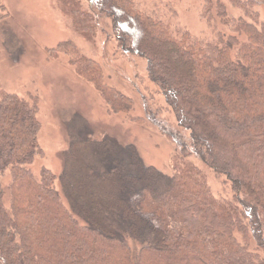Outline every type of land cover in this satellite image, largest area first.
<instances>
[{
    "label": "trees",
    "instance_id": "16d2710c",
    "mask_svg": "<svg viewBox=\"0 0 264 264\" xmlns=\"http://www.w3.org/2000/svg\"><path fill=\"white\" fill-rule=\"evenodd\" d=\"M228 2L244 17L229 18L224 4L207 0L204 17L214 10L233 33L212 40L172 32L130 0H88L87 10L71 6L70 15L86 38L97 17L111 20L118 49L145 61L193 154L224 177L232 203L216 199L181 158L168 175L133 145L104 137L71 140L63 153L66 207L55 176L29 169L43 155L36 101L1 92L0 178L9 181L6 189L0 181V264H264L256 254H264V19L252 1ZM60 52L110 113L129 116L130 97L106 85L72 44L49 53Z\"/></svg>",
    "mask_w": 264,
    "mask_h": 264
},
{
    "label": "rangeland",
    "instance_id": "374dc122",
    "mask_svg": "<svg viewBox=\"0 0 264 264\" xmlns=\"http://www.w3.org/2000/svg\"><path fill=\"white\" fill-rule=\"evenodd\" d=\"M130 1L139 12L172 32L180 28L208 40L217 33L233 34L221 24L214 10L208 19L206 14L204 17L207 0ZM210 1L224 4L229 18L244 17V12L228 0ZM240 1L254 2L252 10L260 20L264 19V0ZM71 6L87 10L88 0H0V93L34 100L38 108L37 144L43 155L29 166L31 172L37 175L42 168L49 170L67 207L59 176L69 142L108 137L122 146L133 145L145 164L168 175L175 158H181L182 163L196 168L216 199L231 202L229 184L193 154L189 133L179 128L163 97L148 79L145 61L118 49L111 20L105 17H97V29L90 38L75 31ZM238 39L245 40L242 35ZM62 42L72 44L77 57L92 62L106 85L133 100L129 116L108 111L94 86L75 73L70 55L49 53ZM0 181L6 189L7 174ZM129 246L132 252L137 250L131 242ZM256 254L264 261L263 253Z\"/></svg>",
    "mask_w": 264,
    "mask_h": 264
}]
</instances>
